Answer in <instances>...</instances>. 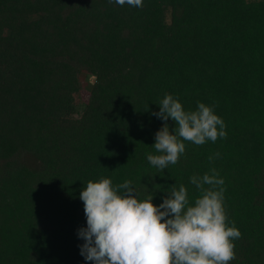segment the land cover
I'll return each instance as SVG.
<instances>
[{
    "label": "trees",
    "instance_id": "1",
    "mask_svg": "<svg viewBox=\"0 0 264 264\" xmlns=\"http://www.w3.org/2000/svg\"><path fill=\"white\" fill-rule=\"evenodd\" d=\"M165 93L214 105L227 136L184 141L161 171ZM212 168L241 232L229 264H264V0H0V264H93L88 181L130 180L156 206L183 184L194 204L190 177Z\"/></svg>",
    "mask_w": 264,
    "mask_h": 264
},
{
    "label": "clouds",
    "instance_id": "2",
    "mask_svg": "<svg viewBox=\"0 0 264 264\" xmlns=\"http://www.w3.org/2000/svg\"><path fill=\"white\" fill-rule=\"evenodd\" d=\"M114 2L143 7V0ZM158 105L159 112L152 115L164 123L152 147L159 154L149 153L147 160L161 171L178 163L185 153L184 141L199 146L227 136L214 105L198 102L196 110H185L178 97L167 93ZM169 119L175 122L171 130ZM190 183L201 193L194 204L187 188L174 184L156 206L153 195L139 200L130 180L118 185L109 178L88 181L79 196L86 217V227L77 232L84 241L80 254L93 264H229L236 258L233 241L241 238V232L234 222L229 226L224 180L212 168L203 176L190 177Z\"/></svg>",
    "mask_w": 264,
    "mask_h": 264
},
{
    "label": "rangeland",
    "instance_id": "3",
    "mask_svg": "<svg viewBox=\"0 0 264 264\" xmlns=\"http://www.w3.org/2000/svg\"><path fill=\"white\" fill-rule=\"evenodd\" d=\"M88 96H89V93L86 92V91H84V95L82 96V98H83L84 100H87Z\"/></svg>",
    "mask_w": 264,
    "mask_h": 264
}]
</instances>
